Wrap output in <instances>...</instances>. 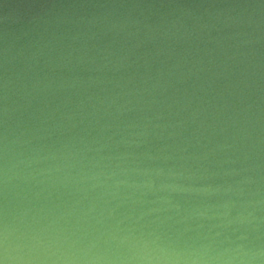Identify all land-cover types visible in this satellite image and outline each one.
Returning <instances> with one entry per match:
<instances>
[{"label":"water","instance_id":"95a60500","mask_svg":"<svg viewBox=\"0 0 264 264\" xmlns=\"http://www.w3.org/2000/svg\"><path fill=\"white\" fill-rule=\"evenodd\" d=\"M0 264H264V0H0Z\"/></svg>","mask_w":264,"mask_h":264}]
</instances>
